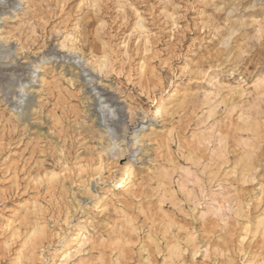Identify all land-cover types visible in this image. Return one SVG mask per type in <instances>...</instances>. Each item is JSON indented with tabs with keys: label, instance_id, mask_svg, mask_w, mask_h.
<instances>
[{
	"label": "rangeland",
	"instance_id": "1",
	"mask_svg": "<svg viewBox=\"0 0 264 264\" xmlns=\"http://www.w3.org/2000/svg\"><path fill=\"white\" fill-rule=\"evenodd\" d=\"M67 250L264 264V0H0V264Z\"/></svg>",
	"mask_w": 264,
	"mask_h": 264
},
{
	"label": "bare ground",
	"instance_id": "2",
	"mask_svg": "<svg viewBox=\"0 0 264 264\" xmlns=\"http://www.w3.org/2000/svg\"><path fill=\"white\" fill-rule=\"evenodd\" d=\"M167 103H161L160 104V106L156 109V113H159V114H161V113H163V112H165L167 109ZM151 129H153V127L151 128ZM145 135V134H144ZM140 137V136H139ZM138 141H140L139 140V138H138ZM162 179V178H161ZM129 182L130 181H128L127 182V185L129 184ZM133 184V183H132ZM262 222V221H261ZM33 235V234H32ZM87 242V238H83L82 240H81V242L79 243V247L82 245V244H84V243H86ZM76 251V250H75ZM81 252V251H80ZM79 252V253H80ZM64 254L62 255L63 256V258H62V262L60 263V264H64L65 262H68L70 259H71V257H72V251L71 250H67V251H65V252H63ZM76 253V252H75ZM74 253V254H75ZM78 253V252H77ZM73 254V255H74ZM75 256V255H74ZM69 263V262H68Z\"/></svg>",
	"mask_w": 264,
	"mask_h": 264
}]
</instances>
